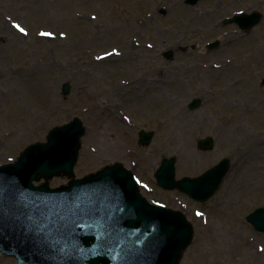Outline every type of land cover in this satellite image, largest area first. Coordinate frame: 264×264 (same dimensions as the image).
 <instances>
[{"label": "rangeland", "instance_id": "rangeland-1", "mask_svg": "<svg viewBox=\"0 0 264 264\" xmlns=\"http://www.w3.org/2000/svg\"><path fill=\"white\" fill-rule=\"evenodd\" d=\"M84 1L0 0V165L13 163L29 145L45 142L56 125L79 117L87 132L76 178L121 162L138 178L150 202L184 213L195 235L180 264H264V233L245 219L264 206V0H226L224 16L253 9L263 15L262 22L246 32L237 25L217 29L214 13L200 24L196 11L191 14L177 5L176 17L162 25L160 39L154 28L142 29L151 32L145 39L137 24L121 26L123 16L91 19L97 11ZM41 32L60 40L48 42L50 35ZM180 38L183 43L167 60L163 50ZM211 40L220 45L208 51L203 46ZM181 45L188 50H179ZM212 63L233 67L204 70L203 65ZM66 85L70 91L65 97ZM161 92L172 96L174 119H182L181 111L193 126L190 134L176 129L174 136L177 144L188 137V155L163 138L161 119L171 115L163 113L167 109L161 108ZM196 99L201 104L191 109ZM241 109L245 112L236 119ZM91 128L97 131L93 140ZM141 130L154 132L149 146L139 144ZM107 131L118 140L112 136L103 144ZM207 137L215 141L212 151L197 147ZM192 155L194 161L185 166V158ZM163 157L177 159V179L197 178L224 157H230L232 167L217 194L199 203L157 185L154 174ZM149 160L156 165L150 167ZM68 181L56 177L49 186ZM0 264L18 262L0 254Z\"/></svg>", "mask_w": 264, "mask_h": 264}, {"label": "water", "instance_id": "water-1", "mask_svg": "<svg viewBox=\"0 0 264 264\" xmlns=\"http://www.w3.org/2000/svg\"><path fill=\"white\" fill-rule=\"evenodd\" d=\"M235 18L250 30L260 14ZM69 89L64 87L65 96ZM199 106L196 99L190 108ZM48 133L47 143L29 145L14 164L0 166V253L20 264L181 263L194 239L193 225L181 212L150 204L121 163L75 179L86 133L80 118ZM140 137L147 146L153 134ZM198 147L212 150L214 140H201ZM175 163L176 158L164 157L157 181L200 202L216 194L230 170L225 159L200 178L175 181ZM54 177L71 181L52 189ZM42 179L44 184L34 185ZM246 219L264 233V207Z\"/></svg>", "mask_w": 264, "mask_h": 264}, {"label": "flooded vegetation", "instance_id": "flooded-vegetation-1", "mask_svg": "<svg viewBox=\"0 0 264 264\" xmlns=\"http://www.w3.org/2000/svg\"><path fill=\"white\" fill-rule=\"evenodd\" d=\"M234 1L236 3V0ZM84 2H89L92 6V9L97 11L95 14H97L96 18H99V20L110 19L116 15L124 17V20L119 22L121 26L126 24L129 26L132 24H137L138 28L140 29V34H142V37L145 39L151 34L149 31H142V29L144 30L146 28H154V33L156 36H158L157 39L161 38V35L164 34L162 25L167 24V22H170L169 20L176 17L175 7L177 5L185 7L186 11H190L191 14L196 11V14L199 15L198 17L196 15L195 18L200 19V24L205 23L207 17L211 14L213 15L214 13L213 19H215L216 22L213 24V26L217 27V29L224 25V20L226 18L230 17L224 16L223 12V7L226 3V0H85ZM208 6H212L213 9H208L207 11L203 12L202 8H208ZM253 10L256 11L255 9ZM219 15L221 17H219ZM161 22L163 24H161ZM91 23H93V21H91ZM205 25L207 26L208 24ZM211 41L206 42L203 46L206 50H208V45L211 43ZM180 42L183 43L181 38L172 45L171 49L174 50V48L178 46ZM148 47L152 48L150 44H148ZM179 50L186 51L188 50V47L181 45L179 46ZM164 53L165 52H162V54ZM174 56L175 54L173 57ZM144 79L145 82H150L149 79Z\"/></svg>", "mask_w": 264, "mask_h": 264}, {"label": "bare ground", "instance_id": "bare-ground-1", "mask_svg": "<svg viewBox=\"0 0 264 264\" xmlns=\"http://www.w3.org/2000/svg\"><path fill=\"white\" fill-rule=\"evenodd\" d=\"M51 39H53V40H60L55 34H54L53 37L51 35L49 37H46L45 40L48 41V42H50ZM51 42H55V41H51ZM21 50H23V48H21ZM108 52L110 54H112V51H108ZM18 54H21V51H18L17 52V55ZM110 57H111V55H110ZM237 62H239V61L236 60V63ZM223 65H225V66L223 67ZM230 66L233 67V65H231V64H229V66L226 65V64H222V66H217V65H215V64L212 63V65L209 66V67L203 65V67L206 68L204 70H208L207 72H213V70H218V69H228ZM203 67L201 66L202 69H203ZM185 69H187V66H184L182 68V70H185ZM243 80L244 79H240V82H242ZM226 91H228V90H226ZM33 92H36V91H33ZM160 98H161L160 100L163 101V104H162L161 108L162 109H167L163 113L169 112V114L171 115V117L174 119V117L176 116V108L174 106H172V103L173 102L170 100V98L172 99V96L169 97L164 92H161ZM28 99H31V95L30 94H28L25 97V100H28ZM32 100H33V97H32ZM142 109H143V107L142 108L140 107L138 110H140L141 112L145 110V109L144 110H142ZM243 112H245V109H241L240 111H238L237 112L238 115H236V119L240 118ZM179 113L182 116V119L183 120L182 119H179V118H175L174 121H173V119L171 121L170 120V118H171L170 116L168 118H166V119H161L162 120V123H163V130H164V136H163V138L164 139H167L169 141V143L174 146V148H178L180 151L183 152V154L188 155L187 147H188V143L190 142V140H188V137L183 136L182 137L183 140H181L177 144V141L175 140V137L174 136H175L176 129L181 130V132H186L187 131V133H186L187 135L190 134L189 132H191L193 126H192L191 123H189L188 117L185 116V114L183 112L179 111ZM17 119H18V123H21L20 117H17ZM169 124L171 126L166 127ZM89 131H90V138L93 140L95 138V134H97V131L94 128H91ZM104 134L107 135V137H106L105 141L103 142V144L110 143V139L114 135V132L113 131H111V132H108L107 131V133L104 132ZM113 139H117L118 140V137L115 135V136H113ZM171 145H169L168 147H170ZM90 158H91V155H87V159H90ZM194 158L195 157L193 155L190 156V157H188L187 159L185 158V161H184L185 166L191 164L194 161ZM261 158H264V157H261ZM261 158L260 159H257L255 162H260L261 161ZM149 162H150V165H151L150 167H153V165L154 166L156 165L155 162H153L152 160H149Z\"/></svg>", "mask_w": 264, "mask_h": 264}, {"label": "snow or ice", "instance_id": "snow-or-ice-1", "mask_svg": "<svg viewBox=\"0 0 264 264\" xmlns=\"http://www.w3.org/2000/svg\"><path fill=\"white\" fill-rule=\"evenodd\" d=\"M14 27L17 28L21 33L25 32L24 28H22L19 24H15ZM40 35L41 36H49V35H51V33L41 32Z\"/></svg>", "mask_w": 264, "mask_h": 264}]
</instances>
